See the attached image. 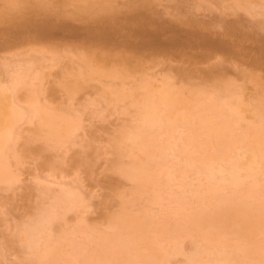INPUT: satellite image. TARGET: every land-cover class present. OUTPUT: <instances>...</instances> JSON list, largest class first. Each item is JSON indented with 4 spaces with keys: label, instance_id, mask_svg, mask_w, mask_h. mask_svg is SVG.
<instances>
[{
    "label": "bare ground",
    "instance_id": "1",
    "mask_svg": "<svg viewBox=\"0 0 264 264\" xmlns=\"http://www.w3.org/2000/svg\"><path fill=\"white\" fill-rule=\"evenodd\" d=\"M152 1L0 0V26L9 28L5 35L18 31L23 43L36 44L52 36L55 20L87 24L83 71L66 86L71 95L84 89L87 79L123 80L142 65L145 55L107 49L118 38L130 48L133 36L142 38L133 48L156 46L155 51L171 60L193 64L192 59L222 54L264 71V38L247 47L232 27L214 36L197 19H179L183 28L156 24L149 10ZM243 1L236 7L251 10L254 3ZM128 29L134 30L123 35ZM159 40L163 44H156ZM12 43L5 38L3 48ZM111 64L121 69L108 71ZM175 70L184 80L191 77L190 68ZM248 79L263 93L255 100L227 76L197 90L179 85L173 76L158 87L144 82L142 98L135 103L136 123L123 126L110 141L114 167L133 190L108 217L109 231L99 233L81 220L72 234L84 233L83 241L68 238L65 229L57 233L56 222L83 207L85 199L73 188H44L41 194L49 202L16 235L28 255L19 264H264V83L258 75ZM42 80L33 64H27L8 85L0 82V186L7 189L20 181L16 167L25 163L36 140L62 147L82 127L80 115L42 103L37 84ZM30 84L34 87L23 106L19 91ZM111 95L118 101L135 97L122 90ZM23 122L33 126L28 130L34 136L20 149ZM143 200L160 207V222L150 207H137ZM189 237L197 242L187 254L183 241ZM181 255L185 260L175 261Z\"/></svg>",
    "mask_w": 264,
    "mask_h": 264
},
{
    "label": "rangeland",
    "instance_id": "2",
    "mask_svg": "<svg viewBox=\"0 0 264 264\" xmlns=\"http://www.w3.org/2000/svg\"><path fill=\"white\" fill-rule=\"evenodd\" d=\"M121 2L124 0H117L118 5ZM248 2L254 3L251 10L236 7L246 4L243 0H154L149 10L156 24L166 27L176 25L183 28L181 20L197 19L200 26H206L214 36L222 34L226 27H232L245 46L253 47L257 40L264 38V0ZM55 23L57 28L52 36L36 44L23 43L18 31L7 36L5 32L9 28L0 26V82L8 85L19 68L33 64L34 72L43 79L37 82L42 103L80 115L83 119L82 127L65 146H55L43 139L36 140L32 144V152L25 153V163L20 168L16 167L21 175L20 181L11 189L0 186V259L5 258L3 264H19L21 259L28 257L16 235L38 209L49 202L48 196L41 194L44 188L51 191L62 187L73 188L85 199L83 207L69 211L65 219L56 222L57 233L65 229L70 232L68 238L83 241L84 233L77 231L72 234L81 220L95 227L99 233L109 231L108 217L120 210L122 201L130 199L133 190V184L120 176L114 167L115 157L110 141L123 126L136 123L138 108L135 103L142 98L143 89L140 86L144 82L150 81L158 87L165 78L173 76L179 85L190 84L197 90L218 77L227 76L245 88L247 98L255 100L263 94L259 85L248 76L258 75L264 83V71L246 60L222 54L209 60L192 59L193 64L180 59L171 60L155 51L153 47L156 46L133 48V45L142 42L141 37L133 36L130 38V48L122 46L118 38L112 40L107 49L128 51L132 56H136V53L145 55L142 65L132 69L123 80L109 76L87 79L86 87L71 95L66 86L72 84L76 75L83 71V41L88 38V25L71 18L55 20ZM133 30H123V35ZM5 38L13 41L10 49L3 48ZM160 42L163 44L164 41L159 40L156 44ZM180 67L190 68L191 77L186 80L181 78L175 70ZM119 69L113 64L108 67V71ZM33 84L20 89L21 105H27L26 99ZM116 90L134 94L135 97L118 101L111 95ZM22 127L26 131L19 141L20 149L25 148L27 138L34 136L28 130L33 126L23 122ZM124 162H128V159L125 158ZM146 206L153 209L154 220L160 222V207L150 206L146 200L137 207ZM196 242L193 238H186L183 241L185 253H191ZM69 249L64 243L63 250ZM183 260V255L175 258L177 262Z\"/></svg>",
    "mask_w": 264,
    "mask_h": 264
}]
</instances>
